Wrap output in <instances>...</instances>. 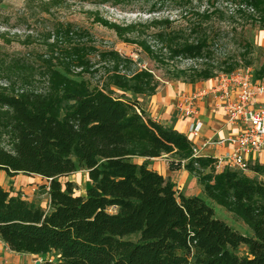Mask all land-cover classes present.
Returning <instances> with one entry per match:
<instances>
[{
  "label": "trees",
  "instance_id": "trees-1",
  "mask_svg": "<svg viewBox=\"0 0 264 264\" xmlns=\"http://www.w3.org/2000/svg\"><path fill=\"white\" fill-rule=\"evenodd\" d=\"M68 1L41 0L30 18L53 15ZM146 1L148 14L167 4L177 8L185 25L157 15L117 23L98 11L93 20L159 64L198 62L192 82L213 78L215 64L226 65L225 73L252 65L254 45L241 36L239 56L215 58L220 37L212 24L230 10L242 27L252 23L262 30L264 0ZM48 22L39 32L25 33V44L41 41L36 53L0 50V170L40 175L50 187L45 210L0 186V237L9 248L57 255L40 264H264V165L250 163L253 176L217 169L216 159L196 155L187 135L147 117L133 98L156 92L160 83L153 72L113 47H99L88 29ZM254 77H264V65ZM163 154L174 157L172 169L197 177L205 196L242 220L252 235L218 218L203 198L178 193L168 178L137 160ZM80 168L92 182L85 195H75L72 182L61 181ZM243 246L247 251L240 255Z\"/></svg>",
  "mask_w": 264,
  "mask_h": 264
},
{
  "label": "rangeland",
  "instance_id": "rangeland-1",
  "mask_svg": "<svg viewBox=\"0 0 264 264\" xmlns=\"http://www.w3.org/2000/svg\"><path fill=\"white\" fill-rule=\"evenodd\" d=\"M40 3L41 0H2V2H0L1 51L22 55L36 53L41 49V41L38 40V37H36L33 44L27 45L24 43L25 33L48 27V21L58 19L64 22H72L79 27L88 29L96 37L97 45L99 47H113L122 54L132 57L138 63L139 68L149 69L153 72L155 78L160 83L159 87L172 82L192 83V68L200 67L198 62L194 63L192 60L186 59L170 62L166 65L159 64L154 59L149 57L147 53L144 52L138 45L124 42L118 38L113 30L94 22L93 20V13L98 11L101 16L117 23L145 21L152 18L154 15H157L165 17L170 16L173 19H176L175 26L185 25V20L178 15L177 8L169 7L168 4L164 6L160 13L148 14L144 9L150 2L148 3L146 0H132V2H124L121 6L70 0L62 7L54 9L53 15L39 12L36 17L30 18V15L33 12L39 11ZM28 6L31 8H28ZM241 23L242 22L239 17H231L230 10L226 12L224 18L215 20L214 24H212V31H215L216 36L220 38L214 47V55L216 59L218 57L223 59L227 55L239 56L243 51L241 44H239L240 36L247 38L254 45L253 52L249 55L252 65L248 68L252 69L255 75V71L264 65V49L258 44L260 28L258 24L252 23L242 27ZM4 36L5 38H3ZM4 39H10V42H6ZM138 59H142V62L139 63ZM239 63L243 65L242 60H239ZM215 65L217 66L214 70L216 77L225 73L224 69L226 65ZM242 70H244V68L239 66L236 71ZM84 79L90 80L91 78L86 76ZM93 79L95 81L97 78ZM21 175L24 174L22 173ZM40 181L39 185L41 187L39 186V191L35 195L36 202L34 203L40 207L43 206L48 209L49 202L47 201L46 195L48 191L44 188L47 181L44 178ZM61 181L63 183L71 181L75 195H85L88 188L92 184L85 168H80L75 173L67 177H62ZM12 189L13 188L11 187L10 190ZM199 189L200 188L198 186H195V188H192L191 191L192 193H197L200 191ZM205 201L214 208L218 218L224 220L242 234L252 235L250 228L242 220L236 218L224 207L215 204L211 200L206 198ZM131 238L136 239L137 237L132 236ZM0 245V264H37V262L42 263L45 260L57 259V255L53 252L45 255L34 256L28 253L11 251L2 244ZM246 251V247L243 246L240 247L237 252L240 255H244Z\"/></svg>",
  "mask_w": 264,
  "mask_h": 264
},
{
  "label": "crops",
  "instance_id": "crops-1",
  "mask_svg": "<svg viewBox=\"0 0 264 264\" xmlns=\"http://www.w3.org/2000/svg\"><path fill=\"white\" fill-rule=\"evenodd\" d=\"M258 44L264 49V29H260ZM252 79L254 84H257L264 77L255 78L253 73ZM218 80L219 77L215 76L208 80L192 83H167L158 87L152 95L140 94L134 95L133 98L139 101V106L147 117L173 127L187 135L193 143L196 155L217 160L234 149L236 144L231 140L239 135L247 126L241 120L232 121L230 119L228 111L229 101L226 100L222 92H216L214 89ZM237 97V88H231L230 100L237 99ZM263 101L264 95H259L258 102L262 103ZM189 106L192 107L193 113L186 115L185 108ZM197 122H202L203 125L199 135L193 136L189 130ZM173 159L174 157L171 154H163L160 157L150 159L139 158L137 160L140 163L146 161L149 168L168 178L170 182L174 183L175 189L179 193L187 197L198 196L206 200L207 197L197 177L184 168L172 169L170 162ZM248 161L249 163L264 165V151L254 153L248 158ZM246 173L251 176L255 175L251 170H246ZM21 174L9 175L5 171L0 170V186L9 191L11 196H20L24 200L34 203L36 202L35 195L39 191L40 180L43 177L40 175ZM46 183L44 188L47 190L49 182L47 181ZM195 186H198L200 191L192 193L191 190ZM11 187L13 188L12 190H10ZM46 195L50 206L49 192ZM42 208L45 210L49 209L43 206Z\"/></svg>",
  "mask_w": 264,
  "mask_h": 264
},
{
  "label": "built area",
  "instance_id": "built-area-1",
  "mask_svg": "<svg viewBox=\"0 0 264 264\" xmlns=\"http://www.w3.org/2000/svg\"><path fill=\"white\" fill-rule=\"evenodd\" d=\"M253 71L250 68L233 73H224L219 76L216 92H222L229 101V116L232 121L241 120L247 124L246 128L231 141L236 145L225 156L217 159L216 168L225 167L248 170L250 164L248 158L254 153L264 151V101L258 102V96L264 95V79L257 84L253 82ZM237 88V99H231V88ZM191 106L185 108V114L191 115ZM202 122H197L190 127V134L198 136L202 128ZM50 187L47 186V191ZM0 244L10 249L1 239Z\"/></svg>",
  "mask_w": 264,
  "mask_h": 264
},
{
  "label": "water",
  "instance_id": "water-1",
  "mask_svg": "<svg viewBox=\"0 0 264 264\" xmlns=\"http://www.w3.org/2000/svg\"><path fill=\"white\" fill-rule=\"evenodd\" d=\"M138 62L141 63L142 59H138ZM41 262H37V264H40Z\"/></svg>",
  "mask_w": 264,
  "mask_h": 264
}]
</instances>
